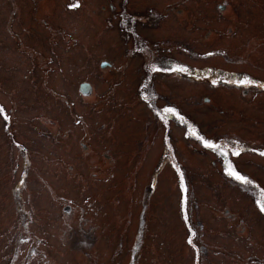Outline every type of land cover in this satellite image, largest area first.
<instances>
[{
    "label": "rangeland",
    "instance_id": "rangeland-1",
    "mask_svg": "<svg viewBox=\"0 0 264 264\" xmlns=\"http://www.w3.org/2000/svg\"><path fill=\"white\" fill-rule=\"evenodd\" d=\"M260 85L264 0H0V260L28 217L50 247L20 264H264L256 194L229 175L264 189Z\"/></svg>",
    "mask_w": 264,
    "mask_h": 264
},
{
    "label": "flooded vegetation",
    "instance_id": "flooded-vegetation-1",
    "mask_svg": "<svg viewBox=\"0 0 264 264\" xmlns=\"http://www.w3.org/2000/svg\"><path fill=\"white\" fill-rule=\"evenodd\" d=\"M206 144H211V143H208L206 140H204L202 143H201V145L204 147V148H206V149H210V150H213L212 148H209V147H206ZM211 145H213V144H211ZM216 152V151H215ZM235 156V155H234ZM236 157V156H235ZM231 161H230V165H231ZM233 164V163H232ZM240 176H242V174L240 175ZM22 180L24 181V185H26L27 186V182H26V180H25V177L24 178H22ZM21 180V181H22ZM237 183H239V182H237ZM240 185H242L243 186V184H245L244 182H241V183H239ZM258 185V184H257ZM26 186H24V188L26 187ZM247 187H249V188H253V187H250V186H247ZM23 188V189H24ZM261 189H263L262 187H261ZM253 190H254V192H255V194H256V199L254 200L255 201V207H256V209H257V211L259 212V214L261 215V216H263L264 217V211H262L261 210V208L262 207H264V198L262 199V201L260 202V200H259V197L261 196V195H263V193H261V192H259V191H257V190H255L254 188H253ZM264 190V189H263ZM21 199H23V197L21 198ZM17 202V201H16ZM18 203V202H17ZM17 206V205H16ZM21 210H26V206H25V204H24V202H23V200H22V202H21ZM71 211V207L70 206H68V205H66V207H65V212L66 213H68V212H70ZM26 213H29L28 212V209L26 210ZM25 213V214H26ZM13 214H14V209H13ZM61 219H59L58 220V222L57 223H53L51 226H52V228L54 227V226H58L59 225V221H60ZM34 220L33 221H31L30 220V218H24L23 219V221H22V228H23V231H22V234L20 235V243L23 245V246H25V249H24V247H18V246H16L15 247V250H14V255H13V257H12V261H11V263H9V264H16V263H19L20 264V258H21V255L23 254H25V256H26V254H29V252H28V249L31 247L32 248V250H33V252L35 251V252H37L38 251V255L39 256H42L43 254H45V250H44V247L41 245L44 241L46 242V240H47V235H48V233H43V235L42 234H35V232L33 231L34 230ZM6 228L10 231L11 229H12V225H7L6 226ZM11 233H12V231H11ZM5 234H7V233H5ZM53 235H54V237H55V239L56 238H59L57 235H56V233H53ZM80 236H84V235H80ZM91 236V235H90ZM85 237V236H84ZM77 238L78 237H69L67 240H66V243L68 244V245H70V248H71V250H74V249H77V250H79V249H81V247L80 246H77L76 244H75V242L77 241ZM80 238V237H79ZM60 240H55L53 243H52V249H53V251L54 252H56L57 250H59V252L61 253V254H65V253H63V251H62V249H64L65 251L67 250V247H65V248H62V241H61V238H59ZM3 241V243H4V245L6 244V242L4 241V240H2ZM85 241V240H84ZM59 242H61V243H59ZM11 243V242H10ZM71 243H74L73 245H71ZM46 246H49V244L46 242ZM4 247V246H3ZM50 247V246H49ZM7 248V250H6V253L7 252H10L11 250H12V248L13 247H10L9 245L6 247ZM11 248V249H10ZM102 248H104L105 249V252L107 251V247L105 246V245H103L102 246ZM41 249H43V252H42V250ZM12 252V251H11ZM108 253H109V251H108ZM107 253V254H108ZM76 257V259H77V252H74L73 253ZM27 258H29V256H26ZM134 259V258H133ZM8 263V262H7ZM6 262H5V260H0V264H7ZM78 263H80V264H88V263H86V262H78ZM131 264H133V263H131Z\"/></svg>",
    "mask_w": 264,
    "mask_h": 264
},
{
    "label": "trees",
    "instance_id": "trees-1",
    "mask_svg": "<svg viewBox=\"0 0 264 264\" xmlns=\"http://www.w3.org/2000/svg\"><path fill=\"white\" fill-rule=\"evenodd\" d=\"M178 72L181 73L180 70H178ZM213 74H215V75L213 76ZM237 79L238 80H236V81L233 80V79H231V80L228 79L229 85H231V84H237V85H245L246 86V84L244 83V81L246 79L245 77H243V78H237ZM200 80H205L206 82L211 83V84H223L225 82V78L219 72L214 73V71H206V72L203 71V72H201V77L199 78V81ZM191 125L194 126L193 122H191ZM186 128L188 129V127H186ZM188 131L192 135L193 130H192L191 127H189V130ZM204 140H206L208 143H211L212 144V142L208 141L207 138L205 137V135L203 133H201V143ZM245 143H247V142L245 141ZM212 149L215 150L214 147ZM240 153H239V155H240ZM230 172H233V173H235L236 175H239V176L242 174V177H244V181H238L237 180L239 183H241V182L246 183L247 182V183L250 184V187H253L255 190H257V191H259L261 193H264V190L261 189L253 180H251L249 177H247L246 175H244L243 173H241L240 171H238L237 169H235V167H233V164L231 165ZM232 177L234 178V176H232Z\"/></svg>",
    "mask_w": 264,
    "mask_h": 264
},
{
    "label": "snow or ice",
    "instance_id": "snow-or-ice-1",
    "mask_svg": "<svg viewBox=\"0 0 264 264\" xmlns=\"http://www.w3.org/2000/svg\"><path fill=\"white\" fill-rule=\"evenodd\" d=\"M180 70H181V71H184V69H180ZM244 83H245L246 85H251V84H254L255 81H252V80L246 78L245 81H244ZM260 86H261V87H264V85H260ZM168 111H172V109H168ZM206 147L212 148L213 145H211V144H206ZM240 151H243V149H242V148L239 149L238 151H236V152L234 153V155H239ZM229 175H230V176H234V178H235L236 180H238V181H244V177L239 176V175H236V174L233 173V172H229ZM185 191H186V187H185ZM261 210L264 211V207H262Z\"/></svg>",
    "mask_w": 264,
    "mask_h": 264
},
{
    "label": "water",
    "instance_id": "water-1",
    "mask_svg": "<svg viewBox=\"0 0 264 264\" xmlns=\"http://www.w3.org/2000/svg\"><path fill=\"white\" fill-rule=\"evenodd\" d=\"M106 65V63H102V66L104 67ZM81 91L83 94L85 95H90L93 91V87L91 86L90 83H82L81 84Z\"/></svg>",
    "mask_w": 264,
    "mask_h": 264
}]
</instances>
